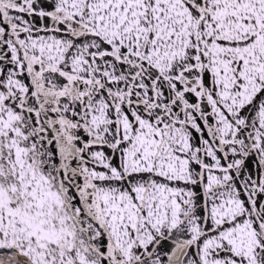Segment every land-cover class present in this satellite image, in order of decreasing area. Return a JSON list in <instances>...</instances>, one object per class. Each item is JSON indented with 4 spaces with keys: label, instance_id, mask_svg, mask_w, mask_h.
Listing matches in <instances>:
<instances>
[{
    "label": "snow or ice",
    "instance_id": "obj_1",
    "mask_svg": "<svg viewBox=\"0 0 264 264\" xmlns=\"http://www.w3.org/2000/svg\"><path fill=\"white\" fill-rule=\"evenodd\" d=\"M0 264H264V0H0Z\"/></svg>",
    "mask_w": 264,
    "mask_h": 264
}]
</instances>
